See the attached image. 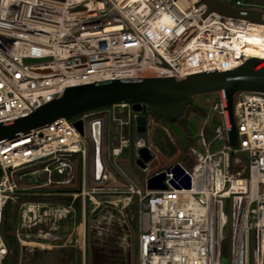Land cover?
Masks as SVG:
<instances>
[{
    "label": "built area",
    "instance_id": "2783aa9c",
    "mask_svg": "<svg viewBox=\"0 0 264 264\" xmlns=\"http://www.w3.org/2000/svg\"><path fill=\"white\" fill-rule=\"evenodd\" d=\"M234 4L241 6L239 0ZM208 11L201 0H0V123L32 113L68 87L113 79H183L241 65L249 58L244 51L218 58L222 50H234V29L249 30L254 22ZM216 93L210 110L222 123L208 141L205 127L200 131L206 151L189 147L181 160L154 171L145 190L110 162L111 155L117 158L130 147L141 113L126 104L59 117L0 143V264L8 254L4 212L22 195L66 198L20 203L15 234L31 250L73 246L85 263L89 228L110 229L115 195L126 205L123 210L136 198L139 264H222L223 228L229 221L232 264L238 251L244 264H264V91L235 94V146L228 140L222 94ZM117 106H129L125 117ZM110 120L119 126L112 146ZM135 133L137 157L139 147L151 146L136 127ZM215 140L226 144L211 151ZM38 170L47 180L21 183L22 171ZM224 198L231 201L230 220ZM122 227L125 244L131 232Z\"/></svg>",
    "mask_w": 264,
    "mask_h": 264
},
{
    "label": "water",
    "instance_id": "95a60500",
    "mask_svg": "<svg viewBox=\"0 0 264 264\" xmlns=\"http://www.w3.org/2000/svg\"><path fill=\"white\" fill-rule=\"evenodd\" d=\"M208 7L226 17L243 18L264 23V9L235 5L231 0H201ZM241 91H264V58L249 57L241 65L228 70H209L187 75L183 79L173 76L156 78L113 79L82 84L65 89L32 113L0 123V143L18 137L33 128L43 126L59 117L74 118L94 110L126 104L136 112V129L144 139L147 112L172 121L180 118L195 95L221 92L228 122V140L237 145L234 96ZM82 132L83 123L76 122ZM154 157L152 149L143 145L137 149L136 164L145 169ZM164 175H162L163 177ZM152 186V179L150 180ZM163 186V185H161Z\"/></svg>",
    "mask_w": 264,
    "mask_h": 264
},
{
    "label": "rangeland",
    "instance_id": "374dc122",
    "mask_svg": "<svg viewBox=\"0 0 264 264\" xmlns=\"http://www.w3.org/2000/svg\"><path fill=\"white\" fill-rule=\"evenodd\" d=\"M237 0H231L232 3H236ZM243 7H255L264 9V0H239ZM237 98V97H236ZM218 95L216 92L202 93L195 95L192 102L188 104L183 115L176 120H166L163 117L156 118L153 115L148 116L149 132L145 135L146 143L150 144L155 156L149 161L145 169L141 168L136 164L135 151L132 153L130 148H126L125 152L114 158L110 156V162L114 168L121 169L136 187L145 190L147 188V178L156 170L163 168L164 166L176 161L181 160L185 155L186 151L191 146H195L202 152L206 151L205 146L200 142V131L205 127L207 141L211 139V130L215 126L222 123L221 116L216 112H211L210 104L211 101H217ZM115 110L118 115L123 117L126 116L129 106H117ZM135 124L133 125V141L136 139ZM119 132L118 123L110 120L109 123V140L110 145L117 144V141L113 139ZM170 139L174 143L176 150L171 154L169 148L166 147V141ZM104 140L107 141V129L105 128ZM225 143L222 140L213 141L210 149L211 151L221 148ZM104 152H106V145L104 143ZM108 164V170L113 172V169ZM39 163L34 168L42 166ZM27 171V170H26ZM56 176H54L55 178ZM21 183L26 186H31L39 182L47 180V174L42 171H37L36 174L21 172ZM31 189V188H30ZM35 189V188H34ZM42 190V188H37ZM33 190V189H32ZM50 199V200H65L64 197H40L34 195H22L15 202H10L11 213L16 210L15 220L16 223L19 218V205L23 201H34L39 199ZM119 198V199H118ZM112 200L114 219L112 225L128 226L130 235L125 239V244L122 243L121 236H110L109 239H114L111 245H113L120 252L128 258V264H139L138 258V246L135 237L134 223L136 220L137 211L134 210L133 205H136V198L130 199V202L126 209L124 202L120 200V196L113 195L110 197ZM135 201V202H134ZM125 205V206H124ZM252 206H255L253 204ZM118 210H123L119 212ZM223 211L230 220L232 214L231 201L229 198L223 199ZM240 219V218H239ZM111 228V227H110ZM108 230L89 228V235L87 240V256L85 263L80 257V252L73 246L64 247H53L50 249H43L40 247L33 248L32 250L22 246L19 243V262L18 264H108L107 261V248L109 243L106 233ZM102 232V233H100ZM126 232L123 231V233ZM67 229L64 230V236L66 237ZM224 241H223V253H222V264H232L231 262V251H230V240H231V229L230 221L223 228ZM120 240L119 241H117ZM254 247V233L253 230L249 232V262L252 263ZM244 255L241 258L240 251L236 252L234 264H244ZM4 264V263H3ZM6 264V263H5ZM11 264V263H8Z\"/></svg>",
    "mask_w": 264,
    "mask_h": 264
},
{
    "label": "trees",
    "instance_id": "16d2710c",
    "mask_svg": "<svg viewBox=\"0 0 264 264\" xmlns=\"http://www.w3.org/2000/svg\"><path fill=\"white\" fill-rule=\"evenodd\" d=\"M188 106V105H187ZM149 114L153 115L156 118H159V116H156L150 112ZM166 147L169 148L171 154H173L176 150V147L174 143L171 142L170 139L166 141ZM132 151V153L135 151V146H134V141L132 140V143L129 147ZM66 200V198H65ZM135 202V201H134ZM11 205L10 202L7 204V207L4 212V218H3V223H2V232L3 236L5 239V242L8 246V254L4 259V264H18L19 262V241L16 237L15 234V229H16V220H15V213L16 210L11 213ZM134 210L137 211V206L133 205ZM134 229H137V219L135 220L134 223ZM123 227L122 226H117V225H112L111 228L107 231L106 237L108 238L109 245L107 248V261L108 264H128V258L124 255V253L120 252L118 249H116L113 245H111L114 239H109L110 236H115L119 237L123 234ZM65 237V236H64ZM117 241L120 242V240L117 239ZM224 241V240H223ZM231 250V247H230ZM222 253H223V242H222Z\"/></svg>",
    "mask_w": 264,
    "mask_h": 264
},
{
    "label": "bare ground",
    "instance_id": "6f19581e",
    "mask_svg": "<svg viewBox=\"0 0 264 264\" xmlns=\"http://www.w3.org/2000/svg\"><path fill=\"white\" fill-rule=\"evenodd\" d=\"M234 50H222L221 59L224 60L225 55L231 54L234 57L240 55L242 51L245 52L248 57H260L264 58V23L254 22L249 30L245 29H234ZM222 63H226L225 61Z\"/></svg>",
    "mask_w": 264,
    "mask_h": 264
}]
</instances>
